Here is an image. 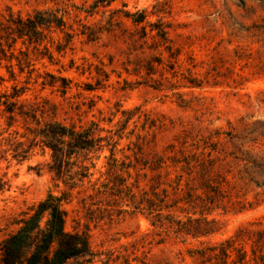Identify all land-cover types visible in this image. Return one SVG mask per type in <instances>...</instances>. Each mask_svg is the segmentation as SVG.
<instances>
[{
    "label": "rangeland",
    "instance_id": "1",
    "mask_svg": "<svg viewBox=\"0 0 264 264\" xmlns=\"http://www.w3.org/2000/svg\"><path fill=\"white\" fill-rule=\"evenodd\" d=\"M95 1L0 0V95L36 115L0 106V242L52 192L92 249L66 264H264V0ZM48 122L101 150L54 162Z\"/></svg>",
    "mask_w": 264,
    "mask_h": 264
},
{
    "label": "trees",
    "instance_id": "2",
    "mask_svg": "<svg viewBox=\"0 0 264 264\" xmlns=\"http://www.w3.org/2000/svg\"><path fill=\"white\" fill-rule=\"evenodd\" d=\"M116 1L96 0L95 7L109 6ZM124 16L138 24L146 20L144 12L140 15L125 12ZM22 25L29 38L44 37L45 31L64 28L66 19L65 14L58 10H43L35 12ZM21 95L17 90L11 95H0V106L3 105L5 112L12 116L17 112L36 119V115L26 112L23 103L18 100ZM100 133L101 128L96 123L78 131L60 122H48L36 131L35 139H40L53 151L55 162L61 151L67 150L66 156L69 157L77 151L101 150ZM16 156L25 159L20 153H16ZM54 171L58 176L62 173L57 168ZM8 189V181L0 175V192ZM70 197L71 194L58 196L50 192L24 213L18 222V229L0 242V264H66L70 260L90 256L92 249L88 235L78 231L68 232L66 229L67 211L64 206L70 203Z\"/></svg>",
    "mask_w": 264,
    "mask_h": 264
}]
</instances>
